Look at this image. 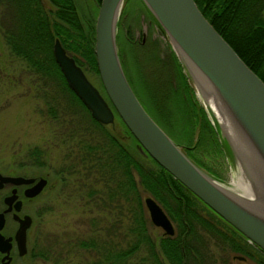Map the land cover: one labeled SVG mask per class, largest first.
Returning a JSON list of instances; mask_svg holds the SVG:
<instances>
[{
    "label": "rangeland",
    "instance_id": "374dc122",
    "mask_svg": "<svg viewBox=\"0 0 264 264\" xmlns=\"http://www.w3.org/2000/svg\"><path fill=\"white\" fill-rule=\"evenodd\" d=\"M1 1L0 169L42 175L47 178V185L43 191L45 194L42 193L43 195L31 206L32 210H35L29 248L39 254L30 256L25 253L15 258L12 264H90L92 261H103L110 246H115L116 249L126 248L127 243L134 238V234L129 230V211L124 209L125 205L121 200L119 202L123 204L122 207L118 203L110 202L103 193L97 192L91 196L86 194L88 189H97L103 183L96 181L98 174L91 171L86 174L73 172L72 167H68L73 161V155L67 153L74 140L70 143L71 140L66 132L76 120L82 126L81 114L83 113L87 119L90 113H86L87 111L67 91L62 92L54 88L50 80L44 81L38 74L30 71L21 59L9 52L2 36V23L6 24V21L12 23V21L10 16L3 15L4 6ZM75 2L79 8V15L94 22L99 2L97 0H75ZM146 10L141 0H123L121 4L116 21L115 40L117 53L118 48L121 53L123 52L121 61L119 56L118 58L124 75L136 97L156 123L169 132V136L177 140V144L182 148L193 147V154L203 164L204 170L221 182L229 184L231 177L236 176L242 167L234 154L231 158L224 154L225 144L221 139L223 137L218 134L211 111L203 104L195 85L175 55L168 37L162 31L158 33L159 26L149 11L145 12ZM263 10L264 7L262 12ZM167 52L173 53L176 62L180 65L195 102L202 107L220 145H215L211 141V134L206 135L201 143H198V123L194 126L191 137H186L181 132L179 123L174 126L183 105L175 104L179 101L181 92L180 86L178 87L179 81L176 83L172 73L167 72L169 69L166 67ZM80 68L102 94L97 71L88 64ZM48 107H52L53 112L49 113ZM164 109L175 113L173 119L162 117ZM103 125L125 145H130L132 150L143 155L137 148L138 145L131 143V136L125 132L126 128L116 113L111 122ZM33 147L42 150L39 159H35L32 151H29ZM66 167L72 171V174ZM247 174L250 181L247 190L250 191L251 186L252 192H250L258 197L261 187L257 179L249 174L248 169ZM141 194L143 211L148 219L147 230L150 237L157 241L160 236L168 234L149 219L143 198L145 196L154 198L148 192L142 191ZM99 196H103V200H99ZM154 201L168 217L173 228V232L169 235H173L176 228L175 221L168 216L160 203L155 199ZM198 204L200 212L207 217L208 212L205 207L200 202ZM221 223L219 226L216 225V228L222 233L231 234V229L224 228ZM197 231L202 233L209 249V256L206 254L207 258L202 264H258L247 257L243 259L235 257V255H244L236 250L232 251L228 248L221 250L216 239L210 234L200 229ZM90 240L95 241L92 246L88 245L87 241ZM231 243L230 239L223 245ZM140 254L146 256L142 251L138 255ZM138 258L132 255L129 260L136 262ZM125 259L128 260L127 256ZM139 264H151V262L149 259H142Z\"/></svg>",
    "mask_w": 264,
    "mask_h": 264
},
{
    "label": "trees",
    "instance_id": "16d2710c",
    "mask_svg": "<svg viewBox=\"0 0 264 264\" xmlns=\"http://www.w3.org/2000/svg\"><path fill=\"white\" fill-rule=\"evenodd\" d=\"M194 2L213 28L264 82V10L262 12L264 0H194ZM1 4L4 6L3 15L10 16L12 21L2 23V36L9 52L21 59L30 71L38 74L44 81L50 80L54 88L62 92L67 91L89 114L88 109L68 87L53 59L51 47L53 40L57 38L76 64L80 67L88 64L97 71L93 54L91 19L79 15L75 0H2ZM167 53L166 67L169 69L165 70L172 73L176 83L179 81L178 87L180 86L181 92L179 101L175 104L183 105L182 110L178 112V120L172 125L176 126L179 123L181 132L186 137H191L194 126L198 123V143H201L206 135L211 134V141L215 145H220L202 107L195 102L180 65L173 53ZM122 54L118 48L120 61ZM101 91L106 98L103 88ZM175 91L178 93L177 87ZM163 111L162 117L173 119L174 112L166 109ZM48 112H53V108L48 107ZM81 118L82 126L76 120L66 132L70 143L74 140L67 153L73 155V161L68 167H72L73 172L86 174L91 171L98 174L96 181L103 183L97 189H88L86 194L91 196L97 192L103 193L110 202L118 203L122 207L123 204L119 202L121 200L125 205L124 209L129 211V230L134 234L126 248L116 249L115 246H110L103 261H92L90 264H139L142 259H149L151 264H202L207 255L209 256V249L204 241L206 239L202 233H198V229L216 239L221 250L228 248L243 254L248 253L245 250V238L241 233L207 207L149 155H139L90 114L89 118L85 119L82 113ZM125 130L131 136V143L137 144L127 128ZM164 131L169 135V132ZM174 141L177 143V140ZM192 148L182 149L195 163L205 169L195 158ZM29 151H32L35 159L42 155V150L37 147L30 148ZM223 151L228 156L225 147ZM66 169L72 174L71 170L67 167ZM142 191L148 192L175 221L173 235H162L157 241L150 237L147 230L148 219L143 211ZM98 199L103 200V196H99ZM198 202L207 210L208 213H205L208 218L198 209L200 207ZM220 223L224 228L231 229V234L220 232L216 228ZM237 235L241 238H236ZM230 239L231 244L223 245ZM87 242L89 246L95 243L94 240ZM141 251L146 256L138 255ZM254 252L251 251L250 256L258 264H264L263 255L257 249ZM132 255L141 259L133 262L129 260ZM126 256L128 260L125 259Z\"/></svg>",
    "mask_w": 264,
    "mask_h": 264
},
{
    "label": "water",
    "instance_id": "95a60500",
    "mask_svg": "<svg viewBox=\"0 0 264 264\" xmlns=\"http://www.w3.org/2000/svg\"><path fill=\"white\" fill-rule=\"evenodd\" d=\"M141 1L159 26L158 33L162 31L168 37L193 84L198 79L211 86L245 148L240 149L243 165L257 179L264 203V82L213 28L194 0ZM122 2L99 0L93 22L95 66L106 98L55 38L52 56L68 87L96 121L109 123L116 113L141 153L149 155L207 207L264 251V205L256 207L236 195L195 163L146 112L130 87L120 65L115 40ZM215 122L220 134L219 123L216 119ZM221 139L231 158L234 153L231 144L226 137ZM39 186L40 183L35 192ZM143 202L151 222L164 233L171 234L172 225L161 207L150 196H145Z\"/></svg>",
    "mask_w": 264,
    "mask_h": 264
},
{
    "label": "flooded vegetation",
    "instance_id": "af4514ba",
    "mask_svg": "<svg viewBox=\"0 0 264 264\" xmlns=\"http://www.w3.org/2000/svg\"><path fill=\"white\" fill-rule=\"evenodd\" d=\"M38 183L40 186L35 192ZM46 185L45 176L0 169V264L4 262L12 264L15 258L25 253L30 256L39 254L37 251H32L31 247L29 248V236L34 223L33 211L35 210H32L31 206L43 195ZM238 237L241 238L240 235L236 236ZM244 241L245 243L247 241L245 250L248 253L243 256L235 255V257L253 259L250 256L251 251L257 247L246 238ZM257 250L264 257V252ZM253 260L256 262L255 259Z\"/></svg>",
    "mask_w": 264,
    "mask_h": 264
},
{
    "label": "bare ground",
    "instance_id": "6f19581e",
    "mask_svg": "<svg viewBox=\"0 0 264 264\" xmlns=\"http://www.w3.org/2000/svg\"><path fill=\"white\" fill-rule=\"evenodd\" d=\"M195 86H196V91L201 97L203 104L209 108L214 119H216L217 122L219 123V127H220L219 133L222 135V137L224 136L228 139L234 151V153L233 152L232 153L238 159V163L242 167V169L238 171L236 176L231 177V181L229 184L224 183L225 186H227L228 189H230V191L236 193V195L251 202V204L255 205L256 207L259 208L263 207L264 203L261 201V198L263 196L261 190H259L258 192V197L252 195L251 186L249 188L251 192L247 190L250 181L248 179L247 169L243 165V158H242L243 156L241 150L243 151L244 146H242L241 140L237 137L236 133L233 131L232 123H230L228 119L225 117L224 111L220 106L219 101L216 98V95L213 93L211 86L208 83L201 82L198 79L195 80Z\"/></svg>",
    "mask_w": 264,
    "mask_h": 264
}]
</instances>
